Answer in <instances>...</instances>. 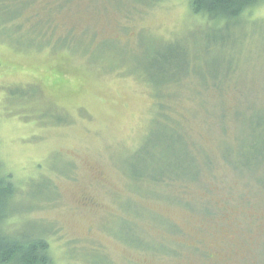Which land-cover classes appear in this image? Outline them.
<instances>
[{"label":"rangeland","instance_id":"1","mask_svg":"<svg viewBox=\"0 0 264 264\" xmlns=\"http://www.w3.org/2000/svg\"><path fill=\"white\" fill-rule=\"evenodd\" d=\"M6 2L27 10L0 22L4 232L51 264H264V3Z\"/></svg>","mask_w":264,"mask_h":264},{"label":"trees","instance_id":"2","mask_svg":"<svg viewBox=\"0 0 264 264\" xmlns=\"http://www.w3.org/2000/svg\"><path fill=\"white\" fill-rule=\"evenodd\" d=\"M4 1L0 0V22L14 20L20 23L19 17L26 12L27 4H19L18 2L17 5H14V2L13 4L8 2L3 4ZM261 3H264V0H188L189 9L193 14L200 15L204 20L213 23L238 21L244 12ZM15 26V32H19V26ZM32 28L34 35H32V39H43L45 35L43 25L38 23ZM146 159L144 161L147 163ZM150 162L153 163L154 161L150 159ZM167 173L168 171L161 169L158 170V173L145 172L133 177V179L147 178L153 182H158ZM15 194L16 191L0 164V264H51L48 244L44 238L33 236L32 238L17 239L4 232L3 222L9 215L6 213L7 205Z\"/></svg>","mask_w":264,"mask_h":264}]
</instances>
